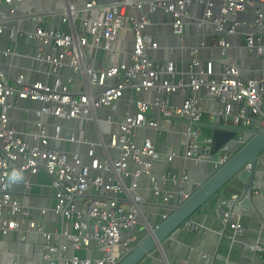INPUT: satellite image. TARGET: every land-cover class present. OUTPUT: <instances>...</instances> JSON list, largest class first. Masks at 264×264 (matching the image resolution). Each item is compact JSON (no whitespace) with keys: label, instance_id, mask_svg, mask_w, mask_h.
<instances>
[{"label":"built area","instance_id":"obj_1","mask_svg":"<svg viewBox=\"0 0 264 264\" xmlns=\"http://www.w3.org/2000/svg\"><path fill=\"white\" fill-rule=\"evenodd\" d=\"M14 1L21 0H5L7 4ZM214 1L120 0L101 4L91 0L79 7L69 4L62 13L46 16L48 19L59 16L61 22L69 26V31L40 26L44 23L45 16L30 17L39 26L34 32L24 33V36L32 41L39 40L44 45H51L50 48L54 52H38L31 57L39 68H52L55 71L70 66L73 72L82 75L86 86L81 92H73L68 85L71 80L66 85L60 81L50 85L38 81L27 82L24 74H18L13 79V84H10L6 70L0 65V215L6 211L15 217L11 221L3 217L0 224L2 234L19 229L23 222L28 221L30 229L41 233L47 241L64 237L76 251L88 248L91 242L95 241L103 251L101 259L81 261L74 257L66 260V264H118L120 258L130 254L131 245L135 240L132 237L125 239L122 233L132 229L139 216L136 204L140 202L138 197L135 204L128 209L121 205L119 198L125 192L124 179L131 176L128 173L129 161L138 165L132 174L134 183L131 187L135 189L136 182L142 176L150 174L155 161L163 156L171 162L175 157L170 147H165L163 154H160L152 141L145 140L140 146L133 141L135 132L140 129L164 131L158 120L150 117L152 109L157 108L165 120L187 121L184 134L185 157L197 163L209 161L216 168L223 167L229 161L230 155L224 148L217 159L212 157V138H203L198 128L204 115L199 99L191 95L183 105L175 107L168 102L170 95L187 91L188 88L193 93L206 89L223 106L220 111L210 113L211 119L219 122L230 117L234 127L250 134L264 129V74L260 80H245L241 78L238 66L231 63L217 76L213 63L204 62L199 57V52L204 50L202 43L189 50V82H175L164 79L171 76L174 78L178 69L175 63L170 62L162 66L148 56V51L159 47V42L149 32L154 25L149 15L158 10L171 14L172 30L183 41L189 10L195 5H205L203 16L196 19L194 24L199 29L214 28L220 36V54L225 57L229 48L227 37L236 33L237 26L234 24L229 28L227 17L235 18L237 13L244 12L246 6L253 7L254 3L247 0H225L219 12H215ZM254 10V21L246 35V47L251 55L264 59V0L263 6ZM5 27L7 22L2 14L0 34L4 32ZM124 30H129L134 38L129 63L121 62L108 69H98L87 63L89 54L95 49L120 55V50L115 46L120 42ZM8 31L10 38L16 34L18 39L22 34V30L15 25L8 28ZM206 48H209V45H206ZM2 54L11 57L20 55L16 47L13 50L5 49ZM126 89L135 94L157 90L159 97L153 103L136 101L135 112L126 116L118 133L110 136L104 155L98 157L96 149L90 147L89 165H84L78 154L70 157L62 151L50 148V137L43 124L37 123L35 130L26 136L18 134L9 124L8 112L12 109L10 99L43 103L41 109L36 112L38 117L89 120L96 110L115 108ZM60 130L61 127L56 126L55 139H59ZM110 149L117 152V158L110 156ZM248 169H251V165H248ZM12 171L29 172L32 175L41 172L47 174L56 191L54 211L68 220L74 232L65 229L61 234L51 235L30 221L28 210L10 195V188L14 185L9 183ZM186 178L184 176L183 180ZM154 191L159 194L157 183ZM240 196L233 194L224 200L222 205L230 206ZM172 197L173 194H168L163 202ZM183 199L186 200L187 197ZM79 200L82 202L81 208L77 205ZM231 216V211L225 210L221 217L222 224L230 225L236 232L240 231V225L229 224ZM66 249L50 246L43 253V258L49 264H54V254L62 258L60 252L64 253ZM253 249L261 248L257 245Z\"/></svg>","mask_w":264,"mask_h":264},{"label":"crops","instance_id":"obj_2","mask_svg":"<svg viewBox=\"0 0 264 264\" xmlns=\"http://www.w3.org/2000/svg\"><path fill=\"white\" fill-rule=\"evenodd\" d=\"M89 1L91 0H21L7 4L5 0H0V15L4 14L7 22V27L0 34V64L7 68L6 72L10 84H13V79L18 74H24L27 82L38 81L53 85L56 81H60L66 85L71 80L68 84L71 91L81 92L85 89L86 82L79 73L70 69L54 71L52 68L47 70L46 68H39L31 57L35 56L38 51L44 54L54 52L45 45L38 49L37 40L27 39L24 33L34 32L39 26L27 14L45 16L44 23L40 24L42 27L69 31V26L63 24L58 16L54 19H48L46 16L62 13L67 3L79 7ZM96 1L101 3L113 0ZM214 2L213 10L219 12L224 0H215ZM255 4L261 7L263 0L258 3L255 2ZM203 11V5H195L189 10L183 41L172 30L173 17L171 14L158 11L149 15L154 24L149 32L159 42V47L156 50L148 51V56L157 64L165 66L172 62L178 68L174 78L171 76L164 77V79L175 82L188 81V65L191 61L189 50L203 42H208L209 48L204 45V50L199 52V57L204 62L211 61L213 63L217 76L223 73L226 65L233 63L238 66L241 78L245 80L260 78L264 74V63L261 58L251 55L246 47V35L253 24L254 11L250 9L241 17L244 21L241 25L242 31L236 32L230 38L227 37L229 48L225 57H222L215 48V43L219 41L220 36L212 39V33L209 30L202 31L194 24L196 19L203 16ZM14 25L22 30V34L18 36L17 42L13 46L16 47V51L20 55L13 56L9 63V60L7 61L3 57L2 51L11 45L10 35L7 32L8 28ZM79 33L81 32L79 31ZM133 46V34L129 30H124L120 42L115 46L116 49L120 50V55L95 49L89 54L87 63L98 69H108L121 62L129 63ZM158 97L159 92L157 90L135 94L126 89L123 97L115 104V108L99 110L89 120L85 119L78 122L57 119L52 116L38 117L36 112L41 109V105L39 106V104L29 100L15 98L9 100V104L12 105V109L8 112L9 124L18 134L24 136L33 132L37 123L43 124L47 135L50 137V148L62 151L70 157L78 154L83 164L89 165L88 150L90 147H94L97 156L102 157L110 136L119 132L120 124L126 116L134 113L136 101L142 100L153 103ZM192 97L199 99L204 114L198 125L199 131L203 138H211L214 120L211 119L210 113L220 111L223 106L206 89L198 91V95L193 93ZM188 98H190L188 92L180 91L170 95L168 102L171 106L179 107ZM150 117L157 119L164 131L140 129L135 132L133 141L139 146L145 140L152 141L160 154H163L165 147H170L174 151L175 157L171 162H168L163 156L155 161L150 174L142 176L136 182L137 187L135 189L131 187L134 183L131 176L124 179L125 192L119 197L121 205L128 209L135 204L137 197L141 203L137 224L132 230L122 233L125 239L130 237L133 240L136 239L132 232L135 229L139 231L145 224L144 217L146 215H143V211L151 210L148 204L157 198L153 193V182L167 189L169 184L164 183V180L168 176L169 170L174 172L186 170V175L200 181L202 180L201 167L203 170L206 167V164H202L197 168V165L185 157L186 141L184 134L187 121L165 120L160 116L157 108L152 109ZM56 126L61 127L59 139L54 138ZM108 152L113 159L117 158L118 154L115 150L110 149ZM261 160L264 162V155ZM137 168L138 165L129 161V175H132ZM23 175L24 179L21 182L11 186L10 195L12 199L19 200L23 207L28 210L29 220L41 227L47 234H61L65 229L74 232L71 224H66L54 211L56 191L51 184V178L44 172L36 175L25 172ZM186 187L188 191H191V184ZM77 205L79 208L82 207L81 200L78 201ZM226 211L229 210L226 209ZM241 211V214L231 212L229 224H238L241 228L240 231L236 232L230 228V225L222 224V215L218 216L215 205L203 207L175 234L173 240L166 242L165 250L161 254L155 253L141 264H182L184 261L187 264H264V229L261 222L257 215ZM3 217L10 221L15 218L5 211L0 215V224ZM257 245L260 246V250L253 249ZM50 246L67 248L64 253L60 252L62 258H59L58 254H54L52 258L54 264H66V260L74 257H78L81 261L97 260L101 259L103 255L101 247L95 241H92L88 248L76 251L64 237L47 241L41 233L31 230L29 222L25 221L19 229L9 230L8 234L0 232V264H13L15 262L20 264H49L43 258V253Z\"/></svg>","mask_w":264,"mask_h":264},{"label":"water","instance_id":"obj_3","mask_svg":"<svg viewBox=\"0 0 264 264\" xmlns=\"http://www.w3.org/2000/svg\"><path fill=\"white\" fill-rule=\"evenodd\" d=\"M119 1L120 0H113L101 2V4H111ZM247 1L249 3H254V6H246L245 11L237 13L235 18L231 16L227 17L229 28L231 25H237L235 29L236 32L242 31L241 25L244 21H242L241 17L244 13L250 9L255 11L254 9L258 7L255 2L258 3L261 0ZM69 4L70 3H67V5ZM203 7L205 10L206 6L204 5ZM27 15L31 17V14ZM17 28L20 29L18 26ZM206 29L212 33V39L219 36L213 27L204 28L202 31ZM7 34L10 35V32L8 31ZM230 37L232 36H229V38ZM10 39L11 45L8 49L13 50L15 48L13 47L14 43L17 42V35L13 34ZM37 42L39 46L38 49H40V46L44 44L39 40H37ZM203 43L204 45H208V42ZM45 46L51 47V45ZM215 48L221 52L218 41L215 43ZM3 57L7 61L9 60V63L11 62V56L3 55ZM262 61L264 63V59H262ZM67 63L69 64V60ZM1 67L4 68V70L7 69L5 65H1ZM63 69H70L73 71L70 66H65ZM75 75L77 76V74ZM258 80L260 79L258 78ZM185 82H189V79ZM186 92H188L189 96L193 94L190 88H188ZM194 94L198 95V91L194 92ZM33 103L43 106V103L40 102ZM106 109L109 108L100 110ZM98 111L99 110H96V113ZM231 120L232 119L228 117L226 119H221L219 122L218 120L213 121V133L211 136L213 142L211 148L212 157L217 159L222 152L221 150L225 148L226 153L230 155L229 161L223 167L216 168L215 165L209 161L197 163L191 160L198 166L197 168L202 164H206L205 166L207 168L205 167V170L201 167L200 172L202 180L200 181L195 180L190 175H186V170L176 172L169 170L166 181L164 182L169 184V187L166 189L161 187L162 185L160 186L157 184L159 194H155L153 190L157 198L155 201H150L151 203L148 204L151 210L143 211V215L147 216L144 217L145 224L142 225L139 231L135 229L132 232V235L135 236L136 239L131 245V252L126 257L120 258L118 264H141L153 254H161L165 250L166 242L173 240L175 234L184 227L197 211L205 206L209 207L210 205H215V207H217L218 216L222 215L226 209L231 212H238V214L242 213L241 210L250 212L258 216L262 228L264 229V162L261 160L264 155V129L261 131H254L250 134L240 128L234 127ZM71 121L78 122L83 121V119H74ZM248 165H251V169H248ZM184 176L187 177L185 180H183ZM131 178H133L132 175ZM155 184L156 183L153 182L154 186ZM189 184H191V191H188L186 187ZM234 193L241 195L239 199L232 202L230 206H223L222 202L230 198ZM168 194H173V197L167 202H163V199L167 197ZM183 197H187V199L184 200ZM140 204V202L137 203L138 208H140ZM60 217L66 224L69 223L64 217Z\"/></svg>","mask_w":264,"mask_h":264},{"label":"clouds","instance_id":"obj_4","mask_svg":"<svg viewBox=\"0 0 264 264\" xmlns=\"http://www.w3.org/2000/svg\"><path fill=\"white\" fill-rule=\"evenodd\" d=\"M24 179V175L21 171H12L9 176V183L16 184Z\"/></svg>","mask_w":264,"mask_h":264}]
</instances>
